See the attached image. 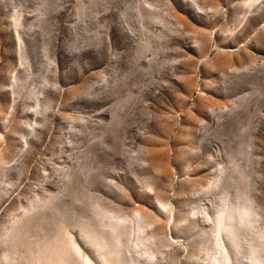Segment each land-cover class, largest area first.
Segmentation results:
<instances>
[{
  "label": "rangeland",
  "instance_id": "374dc122",
  "mask_svg": "<svg viewBox=\"0 0 264 264\" xmlns=\"http://www.w3.org/2000/svg\"><path fill=\"white\" fill-rule=\"evenodd\" d=\"M233 261L264 264V0H0V264Z\"/></svg>",
  "mask_w": 264,
  "mask_h": 264
},
{
  "label": "bare ground",
  "instance_id": "6f19581e",
  "mask_svg": "<svg viewBox=\"0 0 264 264\" xmlns=\"http://www.w3.org/2000/svg\"><path fill=\"white\" fill-rule=\"evenodd\" d=\"M61 239V238H60ZM66 241V240H65ZM64 241V242H65ZM58 243H59V241H58ZM67 245V244H66ZM57 246V245H56ZM66 247V246H65ZM44 248H47V246L46 247H44ZM52 248V247H51ZM63 248V247H62ZM62 248H60V249H62ZM68 248V247H67ZM64 249H66V248H64ZM44 250V249H43ZM57 250V249H56ZM65 251H67V250H65ZM43 252V251H42ZM50 252V251H49ZM53 252V251H52ZM55 252V251H54ZM58 252H60V251H58ZM239 252V251H238ZM47 253V252H46ZM236 253V252H235ZM229 255V254H228ZM68 258V257H67ZM36 259V258H35ZM42 259V258H41ZM48 259V258H47ZM33 260H34V258H33ZM233 260V259H232ZM36 261V260H35ZM44 261H45V259H44ZM235 261V260H234ZM234 261H233V264H234ZM239 261V260H238ZM37 262H38V260H37ZM46 262V261H45ZM48 262V261H47ZM237 262V261H236ZM35 263V262H34ZM33 263V264H34ZM43 263V262H42ZM240 263V262H239ZM44 264H46V263H44ZM236 264V263H235Z\"/></svg>",
  "mask_w": 264,
  "mask_h": 264
}]
</instances>
